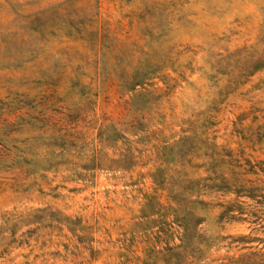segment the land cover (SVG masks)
Wrapping results in <instances>:
<instances>
[{"label": "rangeland", "instance_id": "374dc122", "mask_svg": "<svg viewBox=\"0 0 264 264\" xmlns=\"http://www.w3.org/2000/svg\"><path fill=\"white\" fill-rule=\"evenodd\" d=\"M263 52L264 0H0V264L264 252V212L219 218L222 161L264 159Z\"/></svg>", "mask_w": 264, "mask_h": 264}, {"label": "trees", "instance_id": "16d2710c", "mask_svg": "<svg viewBox=\"0 0 264 264\" xmlns=\"http://www.w3.org/2000/svg\"><path fill=\"white\" fill-rule=\"evenodd\" d=\"M252 70L264 67V52L257 62L252 66ZM251 71H247L249 75ZM230 160L222 161L231 167V177L223 178L227 185V193L233 197L227 204L221 205L222 211L219 218L228 221H240L254 223L259 217L258 210L264 212V159L252 162L251 160L239 161L231 158ZM176 196H173V198ZM172 198V199H173ZM178 198V197H177ZM241 198L247 201L241 200ZM182 200V199H179ZM201 202V201H199ZM174 215V220L183 229L182 245L184 248L187 244H192V239L200 237L195 232V225L198 224L199 218L187 207L177 206L171 209ZM195 218L194 222L190 219ZM246 242H251L254 239L244 237ZM240 264H264V252H250L244 254L239 259Z\"/></svg>", "mask_w": 264, "mask_h": 264}]
</instances>
